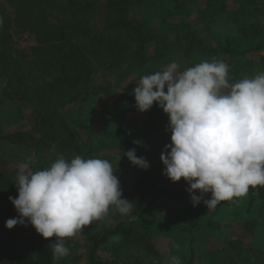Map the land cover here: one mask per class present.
I'll list each match as a JSON object with an SVG mask.
<instances>
[{
	"label": "trees",
	"instance_id": "16d2710c",
	"mask_svg": "<svg viewBox=\"0 0 264 264\" xmlns=\"http://www.w3.org/2000/svg\"><path fill=\"white\" fill-rule=\"evenodd\" d=\"M215 1L218 0H209L211 10ZM133 2V0H0V78L5 82L6 96L11 97L12 103L17 104V111L22 109L27 113V124L30 126L26 131L17 129L8 133H3L0 126V137L13 144L23 145L31 141L36 146L52 147L50 157L43 158L41 163L31 167L34 171L49 167L61 155L70 160L69 154L73 151L82 153L83 146L88 145L80 140L81 133H87L89 130L88 121L85 119L87 122L83 120L69 122L66 120L64 108L87 99L91 93L90 82L96 69L114 73L125 66L126 73L150 71L144 67L151 61L143 52L145 43L154 38L152 41L159 49L163 40L160 41L153 34H146L142 29L144 23L129 14ZM222 2L226 1L221 0L218 5L219 14L225 9ZM243 3H238L237 12L244 9L250 12L247 4L253 5L255 10H258L260 5L257 0ZM184 6L183 2L178 7ZM217 12L214 11L215 15ZM215 22L216 18L209 20L203 28L197 30L193 28V31L185 32L181 37L182 40L185 39L183 49L176 47L179 57H190L191 53L197 51L212 54V51L207 50L212 34H205V31L211 32ZM18 29L23 32L21 34H31L34 38L35 43L28 54L13 46L14 34ZM240 31V40L247 41L249 37L264 40V24L251 23L245 27L241 26ZM236 39L235 37L226 39L225 43L219 46L220 53L239 57L248 50L258 51L264 48V43H256L239 50ZM261 59L264 61V56H261ZM227 61L226 64L229 63ZM159 62L165 63L163 58H159ZM126 101L130 105L136 103L133 92ZM124 116L121 112L118 120H113L115 124L113 136L127 143L129 137ZM168 118L154 102L152 108L145 111L143 122L149 124V128L160 127ZM115 174L120 180L121 174L119 172ZM15 179V174L3 167V160L0 157V264H53L54 237H42L30 223L27 227L19 224L12 229L5 227L7 219L19 215L8 199L9 196L14 198L18 196ZM120 186H123L122 198H129L128 201L134 202L133 210L128 215H118L119 218L109 221L99 237L92 238V243L86 247L87 264H121L123 251L132 257L134 246L144 247L149 253L152 251L156 253L151 239L146 236L145 230H148V226L136 223L130 217L134 216L135 219L145 217L146 221L149 219L154 221V213L149 212L161 204L175 206L173 211L175 217L190 209L187 200L189 192L186 191L189 184L182 178L177 182L169 178L157 180L152 171H145L131 183ZM247 195L249 210L256 197L264 198V186L250 187ZM207 196L210 198L211 193ZM206 208L202 203L198 215L190 226L202 219L206 214ZM172 216L171 211L170 217ZM157 220H160L158 216ZM97 221H93V225ZM251 226V222L243 224L244 228ZM193 229L189 230L190 243L194 241ZM113 236H117L120 242L108 245ZM190 251L191 255L184 264H194L193 248Z\"/></svg>",
	"mask_w": 264,
	"mask_h": 264
},
{
	"label": "rangeland",
	"instance_id": "374dc122",
	"mask_svg": "<svg viewBox=\"0 0 264 264\" xmlns=\"http://www.w3.org/2000/svg\"><path fill=\"white\" fill-rule=\"evenodd\" d=\"M133 1L129 14L144 23L142 29L146 34H153L155 38L163 40L159 49L155 47L154 38H150L151 42L146 41L145 43L143 52L151 58V61H148L144 67L149 68L150 71L126 73L125 66L114 73L103 71L100 68L96 69L92 75L91 93L87 99L79 100L64 108L66 120L71 123L75 120L88 121L89 127L88 132H82V138H80L82 143L88 145L83 146L82 153L73 151L69 154V159L79 155L83 158L108 160L114 171L121 174L120 185L131 183L134 178H138L145 171H152L157 180L168 178L162 174L165 166L160 155L164 151L165 144L171 143V131H166L169 118L161 123L160 127L149 128V124L143 122L145 111L140 112L136 103L130 105L126 101L142 76L161 71L173 61L180 65L179 70L182 71L203 60L212 61L214 59L223 60L225 63L228 60L229 77L232 82L244 77H252L264 71V61L261 59V56H264V48L258 51L248 50L239 57L222 54L219 50V46L223 45L226 39L233 37L237 38L236 43L239 45V50L245 49L251 44L264 43L261 38L249 37L247 41L239 39L241 26L245 27L251 23L264 24L263 0H257L260 2L258 10H255L253 5L247 4L250 12L246 9L241 12L236 11L238 3L244 2L243 4H245L248 0H239V2L225 0L226 2H222L225 4L222 14H219L220 10L217 12L221 0L215 1L212 10L208 5L209 0ZM183 2L185 6L178 7ZM214 11L217 12L216 15ZM215 18L217 23L215 22L213 30L205 31V34H212L211 43L208 42L207 48L210 52L212 51V54L197 51L191 53L190 57H179L176 47L179 46L180 50L183 47L185 39L182 40V35L185 32L193 31V28H195L194 30L203 28L209 20H215ZM21 33L23 32L18 29L14 34L13 46L28 54L35 43L34 38L31 34ZM159 58H163L165 63L161 64ZM4 84L5 82L0 78V126L3 133L17 129L26 131L30 128L27 124V113L22 109L21 111L16 110L18 106L11 102V97L6 96ZM121 112L125 115L124 118L127 122L129 137L127 143L113 136L115 127L113 120L117 121ZM134 140H139L141 143L134 144ZM9 142L0 137V157L3 160V167L14 173L15 177L18 165L28 161L30 157V167H32L41 163L43 158L51 156L52 147L36 146L31 141H27L23 145ZM133 148L138 157H144L150 163L147 170L133 165L123 155V152ZM196 194L199 195L198 190ZM208 194H204V199L208 198ZM187 200L190 209L180 216L175 217L173 213L175 206L161 204L149 212L154 213V221L152 219L146 221L145 217L134 219L136 223L148 226V230H145L146 236L151 239L156 253L153 251L149 253L144 247L134 246L132 257L123 251L121 264H167L170 256H178L181 264H184L191 255V248H193L194 264H264V198L256 197L249 210H247L248 195L222 201L215 209L208 210L206 208V214L192 226L190 224L198 215L203 201L194 207L190 194ZM171 211L172 217H170ZM118 215L121 214L110 208L108 215L96 220L95 225L91 223L75 237L65 238L64 243L69 248V254L56 261L55 264H87L86 247L92 243L93 237H99L98 235L106 228L109 221L112 222L119 218ZM157 216L160 220L156 221ZM246 222H251L252 226L244 228L243 224ZM191 228H194L192 243L189 242ZM55 239L54 237V241ZM118 242H120L119 238L113 236L108 241V245Z\"/></svg>",
	"mask_w": 264,
	"mask_h": 264
},
{
	"label": "clouds",
	"instance_id": "9594fccd",
	"mask_svg": "<svg viewBox=\"0 0 264 264\" xmlns=\"http://www.w3.org/2000/svg\"><path fill=\"white\" fill-rule=\"evenodd\" d=\"M179 69L173 61L144 75L132 92L140 112L155 102L169 117L171 143L160 155L162 174L173 182L183 178L193 206L203 201L212 210L222 201L244 197L250 187L264 186V71L232 82L223 60ZM123 155L141 169L150 167L134 148ZM30 163L31 157L18 165V196L8 199L19 215L7 219L5 227L30 223L42 237H55L54 264L69 254L65 238L107 216L111 207L122 216L133 210L134 202L122 198L116 171L106 159L77 155L69 161L61 155L35 171ZM206 193L210 198L204 199ZM167 264L181 261L170 256Z\"/></svg>",
	"mask_w": 264,
	"mask_h": 264
},
{
	"label": "built area",
	"instance_id": "2783aa9c",
	"mask_svg": "<svg viewBox=\"0 0 264 264\" xmlns=\"http://www.w3.org/2000/svg\"><path fill=\"white\" fill-rule=\"evenodd\" d=\"M264 1V0H263Z\"/></svg>",
	"mask_w": 264,
	"mask_h": 264
}]
</instances>
